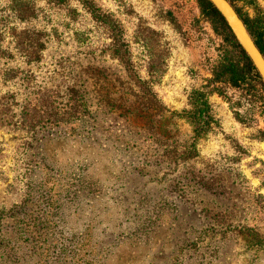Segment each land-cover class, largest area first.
<instances>
[{
  "label": "rangeland",
  "instance_id": "1",
  "mask_svg": "<svg viewBox=\"0 0 264 264\" xmlns=\"http://www.w3.org/2000/svg\"><path fill=\"white\" fill-rule=\"evenodd\" d=\"M61 2V45L0 60V264H264V92L212 75L243 65L228 31L199 0Z\"/></svg>",
  "mask_w": 264,
  "mask_h": 264
},
{
  "label": "trees",
  "instance_id": "2",
  "mask_svg": "<svg viewBox=\"0 0 264 264\" xmlns=\"http://www.w3.org/2000/svg\"><path fill=\"white\" fill-rule=\"evenodd\" d=\"M199 1L202 4L205 13L215 18L221 25H223L224 29L228 31L230 37L234 40L233 47L239 53L243 64L239 69L234 70V72H227L219 67L216 72L215 70L212 71V75H215L217 80L222 76L229 75L227 80H230L229 83L233 87L239 86L242 81L249 78L259 84L264 92V84L260 75L247 54L235 40L222 16L209 1ZM226 1L233 8L256 48L264 58V34H262V32L252 24L249 17L236 6L237 0ZM46 5H48L47 10L38 6L37 0H0V60L7 59L5 61L7 63L8 60L14 59L18 56L22 59V62L28 66L34 67L41 61L42 54L48 49L47 46L49 43L53 41L55 42L56 40L58 41V44L61 45L62 39L59 37H61L60 34L62 32L58 30V27H49L52 20H50V16L46 15L45 12L47 11L49 14H56L58 12L57 10L60 8L62 9V2L61 0H47ZM101 21L103 24L104 21ZM8 33L11 40L9 45L4 47L3 42ZM71 35V40L74 42L76 39L74 37L76 32ZM55 37H57V39H53ZM54 65L55 68H53L50 75L53 77V74H56L58 76L60 75V77L73 78L77 75V72H80L79 69L82 68L76 63V61H74V56L71 55H59ZM82 69L85 70L86 74H90L89 66H87L86 69L85 67ZM231 75L235 78H232ZM67 91L68 93L70 92V90ZM192 105L193 109L190 118L194 123L196 134H200L207 130L211 124L209 105L207 104L205 95L199 91L195 92L192 98Z\"/></svg>",
  "mask_w": 264,
  "mask_h": 264
},
{
  "label": "water",
  "instance_id": "3",
  "mask_svg": "<svg viewBox=\"0 0 264 264\" xmlns=\"http://www.w3.org/2000/svg\"><path fill=\"white\" fill-rule=\"evenodd\" d=\"M209 1L222 16L226 22L228 28L233 34L237 43L241 46L244 52L247 54L253 65L255 66L258 74L260 75L264 84V71L259 68L258 62L264 69V58L256 48L250 35L246 31L243 23L238 18L237 14L226 0H207ZM257 58L258 61L255 60Z\"/></svg>",
  "mask_w": 264,
  "mask_h": 264
},
{
  "label": "bare ground",
  "instance_id": "4",
  "mask_svg": "<svg viewBox=\"0 0 264 264\" xmlns=\"http://www.w3.org/2000/svg\"><path fill=\"white\" fill-rule=\"evenodd\" d=\"M255 60L258 61L257 58H255ZM258 65H259V68H260L262 71H264L263 66H262L259 62H258Z\"/></svg>",
  "mask_w": 264,
  "mask_h": 264
}]
</instances>
